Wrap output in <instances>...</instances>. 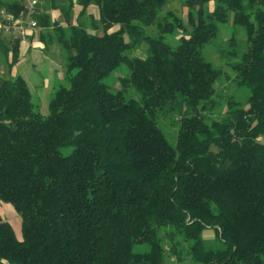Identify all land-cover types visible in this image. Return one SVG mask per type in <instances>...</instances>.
Wrapping results in <instances>:
<instances>
[{
    "label": "trees",
    "instance_id": "1",
    "mask_svg": "<svg viewBox=\"0 0 264 264\" xmlns=\"http://www.w3.org/2000/svg\"><path fill=\"white\" fill-rule=\"evenodd\" d=\"M44 1L68 25L39 4L25 34L67 55L47 114L13 73L23 37L0 34V202L22 219L18 238L0 214V264H264V0ZM229 24L225 70L205 49Z\"/></svg>",
    "mask_w": 264,
    "mask_h": 264
},
{
    "label": "rangeland",
    "instance_id": "2",
    "mask_svg": "<svg viewBox=\"0 0 264 264\" xmlns=\"http://www.w3.org/2000/svg\"><path fill=\"white\" fill-rule=\"evenodd\" d=\"M41 1V10L44 8L45 11L50 14L52 20L63 23L67 30L68 25L65 20L66 17L60 13V8L48 7L50 6V3H46L44 0H40V2ZM180 3V1H170L167 8L177 9L179 12H181V14L185 13L184 17L187 19V9L183 8ZM75 14L76 13L74 12V16H76ZM94 15L96 17V11L94 12ZM74 20L75 17L73 20H71V22L74 23ZM90 27H92V25ZM233 30L232 24H229V27H224L221 30L219 36L216 39H213L205 49L206 57L210 59L216 67H221L225 70H228L230 66V64L227 63L229 60H227L225 57L226 53H229L230 62L232 64L237 62L239 60L240 48L243 46L245 40V35L241 29L235 28V34L232 35ZM41 31L51 32V30H48V28L46 29L40 27L32 37L22 35L23 38L21 41V46L23 45V48H25V50L28 49V51L25 52V55H21V60L13 68V73H21L24 75L29 83L31 92L33 94V99L37 104V109L41 113L47 114L49 111L50 100L56 89L60 85H65L67 83V55L62 46L57 43L56 38L53 39L54 42L49 41V43H47L48 38L46 39L45 34L40 37ZM53 34H55L54 31ZM232 36H234L235 41L230 40ZM25 40L28 41V43ZM175 41V39L170 38V42L174 43ZM145 47V45H142L141 48L136 51V53L142 55L145 52ZM2 68L5 70V72L8 71L7 63L5 61ZM127 72L128 71L125 68L121 69L120 71H116L106 79V82L112 89H118L121 85L119 78L121 76H125ZM229 73H231L230 69ZM223 88L225 89L226 93L231 92L233 89H235V83L233 81H226L223 83ZM163 126L168 135H173V133H175V126H172L168 122L163 123ZM0 214L3 218L12 223L17 237L22 238V219L15 209L7 203L0 202ZM204 235L205 237H214L215 231L213 229H206L204 231ZM210 243L212 246L219 245V241L217 240L210 241ZM169 261L172 264H191V259H189V257H185L184 262L177 263L176 257L173 256Z\"/></svg>",
    "mask_w": 264,
    "mask_h": 264
},
{
    "label": "built area",
    "instance_id": "3",
    "mask_svg": "<svg viewBox=\"0 0 264 264\" xmlns=\"http://www.w3.org/2000/svg\"><path fill=\"white\" fill-rule=\"evenodd\" d=\"M39 4L40 0H25L24 8L19 16L6 9H1L0 34L22 36L37 28L38 21L35 16L39 12Z\"/></svg>",
    "mask_w": 264,
    "mask_h": 264
},
{
    "label": "crops",
    "instance_id": "4",
    "mask_svg": "<svg viewBox=\"0 0 264 264\" xmlns=\"http://www.w3.org/2000/svg\"><path fill=\"white\" fill-rule=\"evenodd\" d=\"M8 1H10V0H8ZM24 2H25V0H24ZM40 4H42L41 2H40ZM79 7H77V8H75V13H76V15H77V13H78V11H79ZM96 10L94 9V12H95ZM36 31V28H34L32 31H30V33L29 34H32L33 32H35ZM29 37H32V35H30ZM26 41V40H25ZM27 43H28V41H26ZM20 49H21V55L23 56V55H25V52L26 51H28V49H26L25 50V48H23V45L20 47ZM27 55V54H26Z\"/></svg>",
    "mask_w": 264,
    "mask_h": 264
}]
</instances>
